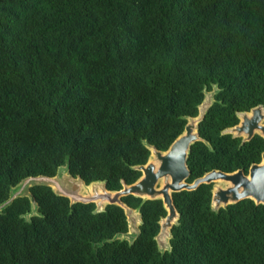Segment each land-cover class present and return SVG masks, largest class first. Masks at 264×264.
I'll return each instance as SVG.
<instances>
[{"label":"trees","instance_id":"obj_1","mask_svg":"<svg viewBox=\"0 0 264 264\" xmlns=\"http://www.w3.org/2000/svg\"><path fill=\"white\" fill-rule=\"evenodd\" d=\"M207 86L219 88L200 122L211 143L192 145L195 177L248 169L264 138L222 134L238 111L264 105V0H0V203L28 176L53 175L67 161L87 182L120 189L150 151L166 149L196 116ZM213 183L174 192L180 212L171 250L155 240L161 199L141 206L133 244L115 204L31 192L0 213V264H264V204L243 199L211 208ZM130 206L142 203L127 195Z\"/></svg>","mask_w":264,"mask_h":264},{"label":"water","instance_id":"obj_2","mask_svg":"<svg viewBox=\"0 0 264 264\" xmlns=\"http://www.w3.org/2000/svg\"><path fill=\"white\" fill-rule=\"evenodd\" d=\"M204 98L198 106L196 116H187V123L179 135L170 143L168 148L159 149L155 144L144 139L143 143L150 154L145 163L133 166L141 171L140 176L133 182L127 183L122 179L120 189L108 187L107 179H96L87 182L81 175L73 174L67 161L58 167L53 175L28 176L10 188L9 197L0 203V213L18 197H29L31 208L22 216L28 221L32 216H42L39 204L31 192L35 185H47L57 195L70 199L71 205L77 202L95 203V212L105 211L107 205L121 206L126 214L128 229L114 235L112 240H127L133 244L140 236L144 224L142 204L147 200L161 199L166 215L161 216L160 230L155 235L159 251L164 254L171 250L172 228L179 224L180 212L174 201V192L194 190L201 184L213 183L211 208L218 211L229 204H235L243 199H252L256 204H264V152L260 161L253 162L248 172L244 168L233 171L211 169L189 181L192 170L188 158L192 145L204 141L210 148L211 143L205 140L199 132L200 122L216 100L219 88L214 86L203 89ZM239 121L227 126L222 134H232L234 138L241 137L242 143L250 141L255 135L264 138V105L258 104L248 110L237 112ZM134 195L142 199V203L133 207L123 200L124 196Z\"/></svg>","mask_w":264,"mask_h":264},{"label":"flooded vegetation","instance_id":"obj_3","mask_svg":"<svg viewBox=\"0 0 264 264\" xmlns=\"http://www.w3.org/2000/svg\"><path fill=\"white\" fill-rule=\"evenodd\" d=\"M262 158V157H261ZM251 165V164H250ZM250 167V166H249ZM249 169V168H248ZM248 169H245L246 170V172H248Z\"/></svg>","mask_w":264,"mask_h":264}]
</instances>
